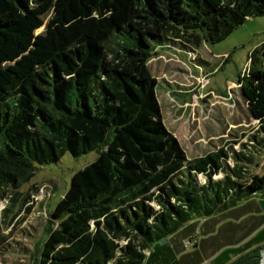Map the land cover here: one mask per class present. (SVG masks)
<instances>
[{
	"label": "trees",
	"instance_id": "1",
	"mask_svg": "<svg viewBox=\"0 0 264 264\" xmlns=\"http://www.w3.org/2000/svg\"><path fill=\"white\" fill-rule=\"evenodd\" d=\"M256 16L264 0H0V196L14 202L68 152L98 153L54 207L34 264H145L190 220L264 198V175L249 172L264 147V42L240 75L259 125L239 151L188 158L148 67L168 41L215 44ZM263 249L229 264H260Z\"/></svg>",
	"mask_w": 264,
	"mask_h": 264
},
{
	"label": "rangeland",
	"instance_id": "2",
	"mask_svg": "<svg viewBox=\"0 0 264 264\" xmlns=\"http://www.w3.org/2000/svg\"><path fill=\"white\" fill-rule=\"evenodd\" d=\"M51 15L52 10L44 16L38 33L46 32ZM263 42L264 16H256L218 43L203 42L194 47L176 39L154 52L148 67L157 78L165 125L179 138L188 158L220 146L243 150L240 144L253 139L259 124L238 84L240 75L250 66V54ZM260 151L249 172L264 175V147ZM97 158L94 151L78 157L68 152L58 163L41 166L28 183L14 191V202L0 196V234L5 237L0 245L4 251L0 253V264L36 262L38 246L51 227V213L69 190L71 178Z\"/></svg>",
	"mask_w": 264,
	"mask_h": 264
},
{
	"label": "crops",
	"instance_id": "3",
	"mask_svg": "<svg viewBox=\"0 0 264 264\" xmlns=\"http://www.w3.org/2000/svg\"><path fill=\"white\" fill-rule=\"evenodd\" d=\"M260 199L249 198L224 212L190 220L164 243H155L146 253L145 264H229L263 246ZM189 239L194 241L192 247L184 244Z\"/></svg>",
	"mask_w": 264,
	"mask_h": 264
},
{
	"label": "water",
	"instance_id": "4",
	"mask_svg": "<svg viewBox=\"0 0 264 264\" xmlns=\"http://www.w3.org/2000/svg\"><path fill=\"white\" fill-rule=\"evenodd\" d=\"M243 95V94H242ZM244 96V95H243ZM259 203L261 204V206L264 208V198H262V199H260L259 200ZM163 243L166 241V239H162L161 240ZM264 256V249L262 250V257ZM262 257H261V259H262ZM260 262H261V260H260Z\"/></svg>",
	"mask_w": 264,
	"mask_h": 264
},
{
	"label": "built area",
	"instance_id": "5",
	"mask_svg": "<svg viewBox=\"0 0 264 264\" xmlns=\"http://www.w3.org/2000/svg\"><path fill=\"white\" fill-rule=\"evenodd\" d=\"M238 86H241L240 83L238 84ZM184 244H185V246L188 247L190 245H193L194 244V241H192V239H189V240H186Z\"/></svg>",
	"mask_w": 264,
	"mask_h": 264
},
{
	"label": "bare ground",
	"instance_id": "6",
	"mask_svg": "<svg viewBox=\"0 0 264 264\" xmlns=\"http://www.w3.org/2000/svg\"><path fill=\"white\" fill-rule=\"evenodd\" d=\"M260 264H264V256L262 257Z\"/></svg>",
	"mask_w": 264,
	"mask_h": 264
}]
</instances>
